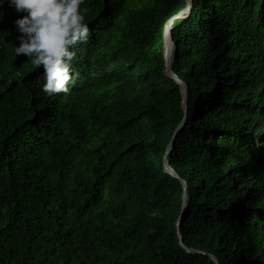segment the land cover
I'll return each instance as SVG.
<instances>
[{
	"label": "trees",
	"instance_id": "trees-1",
	"mask_svg": "<svg viewBox=\"0 0 264 264\" xmlns=\"http://www.w3.org/2000/svg\"><path fill=\"white\" fill-rule=\"evenodd\" d=\"M186 4L85 0L76 82L52 96L14 54L23 14L0 6V264H264V0H192L174 20L182 123L165 31Z\"/></svg>",
	"mask_w": 264,
	"mask_h": 264
},
{
	"label": "clouds",
	"instance_id": "clouds-1",
	"mask_svg": "<svg viewBox=\"0 0 264 264\" xmlns=\"http://www.w3.org/2000/svg\"><path fill=\"white\" fill-rule=\"evenodd\" d=\"M5 0H0V6ZM10 7L23 15L15 19L19 33L15 56L28 57L35 69L42 66L43 82L40 91L46 96L65 93L76 82L72 61L75 46L89 39V26L85 22L88 12L85 0H7ZM173 48V46H172ZM166 166L171 168L165 160ZM156 218V217H155Z\"/></svg>",
	"mask_w": 264,
	"mask_h": 264
},
{
	"label": "water",
	"instance_id": "water-1",
	"mask_svg": "<svg viewBox=\"0 0 264 264\" xmlns=\"http://www.w3.org/2000/svg\"><path fill=\"white\" fill-rule=\"evenodd\" d=\"M187 4L184 8H182L176 15L170 17L166 23V31H165V54L168 52V50L170 49L171 46H173V34H172V29H173V22L176 18L178 17H185L190 13L191 7H192V0H186ZM168 60V63L166 64V72L171 73L170 71V57L166 58ZM180 81V79H179ZM181 83V81H180ZM181 89H182V105L185 107V112L187 113L188 111V107H187V95H188V88L186 86V84L184 82L181 83ZM179 130L176 131L175 135L178 133ZM175 137V136H174ZM174 137L172 142L170 143L169 147L166 150V153H169L172 149H173V145H174ZM166 158V156L164 157ZM165 165V164H164ZM166 169L168 171H170L169 167H167L165 165ZM187 201H188V197H187V185H184V201H183V206H182V211H181V215L179 217L178 223L181 221L186 207H187ZM180 234V233H179ZM181 238V237H180ZM182 240V238H181ZM181 244L183 245L182 241ZM184 246V245H183ZM188 251H190L189 249H187ZM216 260V259H215ZM217 261V260H216Z\"/></svg>",
	"mask_w": 264,
	"mask_h": 264
},
{
	"label": "rangeland",
	"instance_id": "rangeland-1",
	"mask_svg": "<svg viewBox=\"0 0 264 264\" xmlns=\"http://www.w3.org/2000/svg\"><path fill=\"white\" fill-rule=\"evenodd\" d=\"M173 48H172V46L170 47V49L168 50V52L165 54V56H166V58H171L173 55H174V53H173V50H172ZM165 70H166V67H165ZM181 103H182V101H181ZM181 108H182V112H180V115L182 114V116L184 115L183 114V106H181ZM182 116H181V118H182ZM162 169V170H161ZM153 173H155L156 175H154L155 177H156V179H157V176H159L160 178H162V182L164 183L165 182V179H166V177L164 176L165 175V173H170L167 169H166V167L165 166H162L161 168H160V166H157V168H156V170H155V172H153ZM151 176H153V174L151 173L150 174ZM161 183V182H160ZM160 183L158 184L159 186H160ZM156 187L158 188V186H157V184L156 183H154L153 185H152V191L153 190H155L156 189ZM165 187V186H164ZM157 193H158V190H157ZM153 197H156L155 199H154V201L149 205V207H148V210H150L151 212H154L155 213V215H156V218L153 220V235H152V240L153 241H155V240H157V239H159V236H160V232H161V230H162V227H163V220H164V213H163V215H161L160 216V212L162 211V210H164L163 209V207H161L163 204H164V202H166V201H164V202H162V200H159V198H158V196H159V193L157 194V195H155L154 194V192H153ZM170 201V198H168V200H167V202H169ZM161 205V206H160ZM156 207H160L161 208V210H159L158 209V211H156L155 210V208ZM157 217H159V218H157ZM156 220H158V221H160L161 220V222H159V224H157V221ZM156 229V230H155Z\"/></svg>",
	"mask_w": 264,
	"mask_h": 264
},
{
	"label": "bare ground",
	"instance_id": "bare-ground-1",
	"mask_svg": "<svg viewBox=\"0 0 264 264\" xmlns=\"http://www.w3.org/2000/svg\"><path fill=\"white\" fill-rule=\"evenodd\" d=\"M170 63H171V61H170ZM173 68H172V66H171V64H170V70H172ZM187 100V99H186Z\"/></svg>",
	"mask_w": 264,
	"mask_h": 264
}]
</instances>
